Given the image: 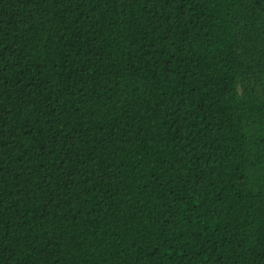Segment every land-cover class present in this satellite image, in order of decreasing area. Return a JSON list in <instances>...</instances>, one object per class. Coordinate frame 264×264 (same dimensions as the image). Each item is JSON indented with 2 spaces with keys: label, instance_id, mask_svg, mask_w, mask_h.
<instances>
[{
  "label": "trees",
  "instance_id": "16d2710c",
  "mask_svg": "<svg viewBox=\"0 0 264 264\" xmlns=\"http://www.w3.org/2000/svg\"><path fill=\"white\" fill-rule=\"evenodd\" d=\"M0 264H264V0H0Z\"/></svg>",
  "mask_w": 264,
  "mask_h": 264
}]
</instances>
